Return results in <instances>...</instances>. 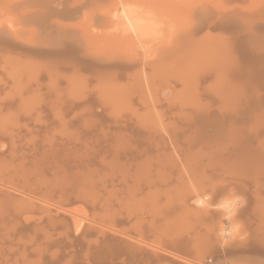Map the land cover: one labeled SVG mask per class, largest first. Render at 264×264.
Segmentation results:
<instances>
[{"label": "bare ground", "instance_id": "obj_1", "mask_svg": "<svg viewBox=\"0 0 264 264\" xmlns=\"http://www.w3.org/2000/svg\"><path fill=\"white\" fill-rule=\"evenodd\" d=\"M92 1H95V0H0V132L2 135L6 134L7 132H11L10 136L13 137V140L15 141L14 146H12L13 143L9 142V144H11L10 147H8V148L6 147L5 150L0 149V156H1L0 157L1 158L0 159V264H126L128 261L135 264V262L137 263L138 257H142L143 259H147V261H151L154 263L155 262H161L162 263L163 261H165L163 263H166L168 260H169V262H171V260L174 261V258H177V257L181 258L183 256H189L193 252L199 253V251L202 248L200 246L201 242H200V244L198 242V236L201 234L203 235V233H205L204 228H210V227L214 228L217 226L219 228V231H221L220 225L223 222L222 221V213L220 211H216V210L205 211V210L198 208L196 205H194L193 200L196 198V196L202 195L206 192L212 193V196H213L212 203L214 205L218 201H221L222 199H224L226 197L235 198L237 196V197H239V199L241 196L243 197V198L241 197L242 200L240 199L241 201L239 200L238 204L235 205L234 214L231 215V219H230L231 224L232 223L237 224L236 222H239V223H242L241 225H243V222H244L243 220H247V223L246 222L245 223L248 224V222H251V220L253 221L257 217H259V215L257 213L258 210L260 211V215L262 214L261 217L264 218V211H263L264 207L261 208V206H260L261 204H263V206H264V141L260 140L261 136H263V135L260 136L258 133L259 129H257V127L258 128L261 127V129H262L263 125L259 126L260 120L258 121L259 123L256 126L250 125L251 122L255 124L256 121H252L253 117H249L248 115H246L245 111H243V114H242V112L240 114V110H239V115L236 114L237 113L235 110L236 108L234 110L231 109L230 111L228 110V112H226L227 111L226 107L228 105H229L228 107H232V105H233L232 103L235 102L233 100V102L230 103L232 105H230L229 103H226V102H228L227 98H229V96H230L229 99L231 100L232 94H233V96H235V98H236V96L242 97V96H239L237 93L241 90V88L245 87V86L241 85V88L238 87L240 90H237V88H236L237 93H236V91H233L232 90L233 89L232 80H235V78L233 79V77L234 76L237 77L240 74L241 78L239 77L238 80L243 79V80L247 81V79L246 78L244 79V77L248 76V75H246V73L248 70H251L250 65L242 63L243 69L247 70L244 73V71L240 70V68H239L240 64L238 65L237 63H234V61L236 60L234 58V56H233V58L235 60H233V58H231V59L229 58L231 56L230 51H228V50H230L229 49V43H230V47H231L232 46L231 44H233V42L229 41L228 38H226L227 34H228L227 31H229V29L231 27L241 29L240 26H239L240 28H238V24H235V25H237L236 27L231 26V24H234L237 20L241 19L237 15L238 7H235V5L233 7V5L231 3L234 0H232V1L230 0V2H229V0L228 1L225 0V4H222L223 2L222 3L219 2L220 5H217L218 3H214V5H213V1H212V3H209V1L211 2V0L204 1V4L207 7H208V5H207L208 3H209L210 7H211V5H213L214 7L212 6V8H210V7L207 8L204 4H202L203 0L200 1L201 2L200 4L197 3L199 1L194 0L199 5V7H198V5L195 3V5H197L196 8H198L199 10H195V7H191V9L193 11L195 10L192 13L188 12L189 6H187L188 7L187 8L186 6L184 7V5H182V6L179 5V3L183 0H178V1H180L179 3L177 0H172L174 5H172V3L169 2L170 0H144V2L146 1L145 3L148 4V6L150 8H152V6H153V4H150V2L157 5L156 8L155 7L153 8L155 10L151 9L155 12L154 15L148 13L147 11H145V12L143 11L144 13L147 12V14H150L149 18L142 17L143 14H142V16H140L138 11L136 12L137 15L136 14L134 15L133 10L135 8L132 7L133 8L132 9L130 7V3H132V1L129 3V7L127 6L130 9L126 8L125 5H124L125 8L123 6L122 15L121 16L118 15L119 17L117 15L113 16V14L115 12L112 13V16L108 18V16L111 15V14H109L110 12L108 13L109 14L108 16L104 15V16L98 17V14H96L97 16H94V13L92 14L94 9L91 10L92 11L91 13L89 11V13L91 14V16H89V18H91L92 16L94 18L95 17H97V18L94 19L92 17L94 21H93V24L90 26H89V24L92 21L91 20L89 21L88 27H90V28L87 29V26H85L86 29L90 30V31L84 32V33L82 32V34H81L82 36L81 35L80 36L82 37L81 41L83 40L86 42V43L84 42V44L86 45L85 47H88V51H89V44L87 43L86 39H90L91 42H92V39L95 40V41H93L94 42L93 43L94 48H96L94 46V44L97 45L98 40L99 41H105V43H104L105 47H103V48H105L109 52L108 51L105 52L106 55H105V53L101 52V56L104 55V56H102V58L99 57L100 54H96V56L99 57V58H97V60L99 62H96V63H100V66H102L101 64H103L106 68L107 67L108 68L109 67H115V68L117 67V68L123 69L124 72H125L124 69H127L130 71V69L134 68L133 72L130 71L132 73L127 71L130 73V74L129 73L127 74L128 77L126 76L127 80H129L131 78L133 79V76L136 74L135 72L138 71L137 69L135 71V67L138 68V66H140V65H141L140 68L142 66H144L145 68L146 67L147 68L152 67L153 77H154V73L159 72V69H161L159 67L161 65L163 67V65L165 63L168 64V65L166 64L168 67H171V66L175 67L176 64L174 65L172 63H177V62L179 63L180 62L181 66L177 64L176 69H174V70L178 71L179 68H181V70H179V71H181V72L184 71L183 74H185V71H186L187 76H188V72H194L195 67L199 65V67H202L203 71H204V69H206L208 72H206V74H205L206 76L203 75V76L198 77V78L195 77V79L197 78L196 80H198V82L201 79L202 80V81H200L201 83H206L207 80L205 81V79L206 78L211 79L209 76L214 74L212 76L220 78L221 79L220 82L227 83V85H229L232 88L231 89L227 85L223 86L224 87L223 88L220 86V83L216 84L215 82H213L219 88L221 87V91H220V89H218L220 92L218 90H215V88H212V87H210V91H209V89H208V91L204 89L205 91L202 92L200 90V89H202V87L200 88V87H198L199 85H195L196 86L195 88L199 94L197 93L196 94L197 96H196L193 92V94H194L193 97L195 100H192L191 102L188 101L190 103V106L193 105V106H191L192 109L190 107V111H188V112H190V114H188V112H187L183 116L176 115L177 117L174 116L171 118L160 117L158 120H153V121L149 120L150 121L149 123L143 122V124L141 121V124L138 125L137 129H139L138 130V133H140L139 136H141L143 139H141L139 136L138 137L136 136L137 142L139 144L138 145L133 144V145H135L137 147H133V145L127 146L128 145L127 143L126 144L122 143V145L124 146L123 147L122 145H119L120 144L118 142L119 139H117L119 146H117V144L116 145L114 144L115 145L114 147L115 148L118 147V148L117 149H115L114 147L113 148H114V151H119V153L121 155L120 154H118V155L115 154V155L116 156H119V155L122 156V153H123L125 155V156H122V158L124 160L126 158V159H128V161H131L132 163L136 162V163H134L135 165H133V164L130 165L131 162H129V164H128L129 167L127 168V169H130V170H128L129 173L123 175L122 172H124V171H122L120 173V175H113L112 177L108 178V176L106 177V175H107L106 174L105 177H103V175L105 174L104 173L105 171L102 173L100 171V169H95V166L98 167L100 164H101L100 165L101 167L106 166L105 162L108 160H105V161H103L102 159L97 160L98 157H96V156L106 152L103 149H106L107 147L103 148L102 149L103 151L98 150L101 146L99 143L97 144L96 147H95L96 144L93 146V148L95 147L96 150H98L97 153L96 152L92 153V151L95 149H93V150L91 149L92 150L91 154H96V155H94V157L91 154L88 156L84 155L85 157H87V158L84 157V159L82 157H78L79 154H80V156H82L80 152L78 154L75 151H73L74 148H68L67 147V145H68L67 141L72 140V143H73V141L75 139V138L69 139L70 136L72 134H74V133L70 134V132H71L70 129H72V128L70 127V129H69L67 127L69 122H63L62 121L63 122L62 125H64V123H65V125L62 126L63 130L66 129L65 133L68 132V134H69L67 141L65 139H63L64 141H60V143H55L53 141L51 142V140H54V138L51 140H49V138H48L47 139L48 141H46L47 142L46 146L50 147V150L48 151V154H46L47 157H45V158H42L43 157L42 155H41L42 157L40 156V153L38 151V149H39L38 147H37L38 148L37 149L36 147H34V146L31 147L30 145L29 146H19V147L17 145H15L18 142H17L15 136H13L14 134H12L13 132H15L12 129L15 130V128L11 129L9 127L10 122H11V118L12 117H14V118L16 117L15 119L18 118L19 125H16L18 127V130L23 131L22 128L24 126H26L28 128V126H30L29 123H21L22 125L20 124V119H19L20 117L19 116L23 115L25 110L30 111V109H27V107L32 109L35 106V105H33L34 103L33 104L30 103L31 106H33V107H29L30 104H29V106H26L28 104L27 102L28 101L30 102L29 98H30L31 94L33 96H35V94H36V93H34V91L28 92L29 84L31 82H33V83L35 82L37 84L38 83L42 84V86L45 85L43 83L44 81L41 80V76L44 77V75H40L41 72L43 70H45L44 69L45 66H40L37 63H31L30 57L38 55L43 50H47L49 48L53 49V47H56L54 45H47L48 43L45 41V36L47 35L48 32H51V33L61 32V33H63L67 39H65L60 44V47L71 46V45H69L67 40H69L71 43L73 42L72 37L76 34L78 35V33H76L74 31V29H76L77 27L76 26L73 27V24H72V28L70 25L66 26L68 24V22L66 24V23H63V21L61 24L60 23L61 21H58L59 14L60 13L66 14V15L68 14L70 16L75 17L81 13L84 6H86V5L88 6V3H91ZM123 1H125V3H127L126 2L127 0H123ZM133 1H135V3H136V1H138V0H133ZM141 1H143V0H141ZM147 1H148V3H147ZM176 1L178 4L176 3ZM185 1L187 2V0H185ZM190 1L192 2V0H190ZM183 2H181V4ZM257 2H260V1L258 0ZM117 3L118 2H116V3L114 2L115 5ZM175 3L178 6L175 7V5H176ZM193 3L194 2H192L191 4H193ZM246 3L247 2H245V4ZM92 4L93 3H91L89 5H92ZM229 4L232 5V8H231V6L229 7ZM253 4H255V3H253ZM262 4L263 3L260 4L259 8L260 7L264 8V4H263V6H261ZM93 5H96V3H94ZM98 5L95 7L98 8ZM119 5H121V4L120 3L117 4V7ZM138 5H137V7H138ZM141 5L143 6L144 4H141ZM141 5H140V7H141ZM203 5L206 8L202 7ZM236 5H238V4H236ZM248 5L252 6V4L251 5L248 4ZM144 6H146V5H144ZM179 6H180V8H179ZM217 6L219 9L217 8ZM224 6L229 7L231 10L223 9ZM177 7L179 9H177ZM247 7H245V6L243 7L245 12L249 8V7L248 8ZM233 8H235L236 10H233ZM240 9H241V7H240ZM250 9L251 8H249V10ZM97 10H100V8H98ZM180 10H183V11L179 12ZM249 10L247 12H249ZM262 10H264V9H262V8L259 9L260 14H261ZM111 11H115V9H112ZM153 11L151 13H153ZM157 11H158V13H157ZM186 11L188 13H186ZM240 12H241V10H240ZM251 12L253 13V15L255 14V11H251ZM120 13H121V11H120ZM246 13L244 14L241 12L242 15L244 14L243 18H245ZM259 13L256 12V15L259 18H261V17L263 18L264 15L262 16V14H261V16H260ZM103 14H104V12H103ZM155 14H157V16H159V17H163V18L167 19L169 21V23L172 21L178 20L179 23H178V21L174 23V25H176V29H177V31H175L176 34L174 33L175 36L172 35L173 31L170 32V28H169L170 33H168V32H166V33H168L169 37H171V38H166L167 40H165L164 39L165 37H164L163 38L164 43L162 42L161 44L159 43L160 41H154L153 40L154 37L152 38V40H153L152 44L154 42H156V43H158V45L160 44V46L158 47L157 45H155V46L153 45V47L155 48L156 51L151 50V49H150V51L158 52L157 58L160 57L159 59H157L156 56L154 57V55L156 53L151 54L150 52H146L144 55L143 51H142V54L138 53L139 56L141 55L140 57L142 59L139 56H138V59H135V58H137V52H140L142 50V49H140V51H137V50H135V48L137 47V45H140L142 38H144V36L147 35L146 34L147 31L149 33V31L151 30L150 28L152 27L151 26L152 24L149 25V22L147 20L150 19V21H151L152 19H155V18H152V17L156 16ZM234 14H235L236 19H237V17H239L236 21L231 19V17ZM144 15H146V14H144ZM248 15L251 16V13H248L247 16ZM258 17H257V19H259ZM62 18L64 19V17H62ZM255 18H256V16H255ZM255 18H253V20ZM157 19H159V18H157ZM257 19H256V22H257ZM69 20H70V18H69ZM244 20L245 19H243V22H245ZM250 20H251V18H250ZM64 21H68V19L64 20ZM145 21H147V22L145 23ZM157 21H159V20H157ZM233 21H235V22L233 23ZM94 22H95V24H94ZM237 22L239 23V21H237ZM85 23L87 24V22H85ZM251 23H252V21H251ZM263 23L264 22H262L261 24H263ZM63 24H65V25H63ZM167 24H168V22H167ZM180 24L182 25V28H181ZM244 24L247 25V21ZM94 25L95 26L100 25V30L101 29L102 30L97 31V27L95 28ZM91 26L93 27L94 30L96 29L95 30L96 33L94 32V30L92 31ZM122 26H126L128 28V31L131 30L132 33L128 34V35H122V34L121 35H115L114 30L120 31V27H122ZM155 26L156 25H154V29L157 28V27L155 28ZM178 27L181 28L179 30V32H178ZM244 27H246V26H244ZM244 27H243V30H245ZM254 27L256 29H258L257 28L258 26H254ZM261 27L263 28V26H261ZM250 28H252V27H250ZM250 28L248 30H252ZM111 29L112 30L114 29V30L111 31ZM124 29H125V27H124ZM256 29H254V30H256ZM263 29H260V30L262 31ZM125 30H127V29H125ZM157 30L158 29H156V34H157V36H159L158 35L159 32L157 33ZM172 30H173V28H172ZM77 31H78V29H77ZM108 31H111L112 33H109ZM122 31H124V30H122ZM152 31L155 32V30H153V29H152ZM153 32H151V33H153ZM216 32H222V33L225 32L224 36H223V34L222 35L220 34V36H217V39L221 40L220 42H224V44H217L219 41H216V40L211 41V39L213 40V38H214L213 35H215ZM248 32L252 35V33L254 31L252 30L251 32L250 31H248ZM263 32H264V30H263ZM212 33H214V34H212ZM239 33L241 34V32H239ZM239 33L234 32L233 34L237 35ZM254 33L256 34V32H254ZM153 35L155 36V34H153ZM160 35H161V33H160ZM216 35H218V34H216ZM216 35H215V37H216ZM149 36H151L150 33H149L148 37ZM166 36L168 37V35H166ZM212 36H213V38H212ZM222 36L223 37L226 36L225 39ZM253 36H256V35H253ZM160 37H162V35ZM210 37H211V39H210ZM257 37H258V35H257ZM260 37H261V34H259V38ZM206 39H210V42L206 41ZM238 39H239V36H238ZM227 40L229 42H227ZM260 40L262 41V37ZM83 41H82V43H83ZM225 41L228 45L225 44ZM95 42H97V43H95ZM107 42H109V43H107ZM110 43L111 44L113 43L115 46L111 45ZM115 43H117V44H115ZM146 43H144V44H146ZM156 43H154V44H156ZM72 44H74V43H72ZM142 44H143V41H142ZM116 45H118V47ZM149 45L150 44H148V46H147V44H146L145 47L147 46V48H148ZM207 45L210 49L208 52L206 51V53L208 55L203 51L204 55H206V57L208 56L207 58L205 56L199 57L201 50L194 52L195 48L203 47V46H207ZM233 45H235V44H233ZM106 46H107V48H106ZM141 46L143 48L144 45H141ZM141 46H139V47H141ZM109 47H113L114 49L113 48L110 49ZM115 47L117 49L119 48V51ZM122 47L124 49H122ZM156 47H157V49H156ZM222 47H225V50H226L225 56H223ZM94 48L90 47V50L93 49V51H95L98 49L97 48L94 50ZM206 49H207V47H206ZM245 49H246V47H245ZM255 49L257 50V48H255ZM258 50H261V49L258 48ZM134 51H137V52H134ZM185 51H187V52L189 51V52L187 53ZM110 52L112 53V55ZM120 52H122L124 54L120 55L121 54ZM192 52H194V53L192 54ZM257 52H260L261 56H263V54H264V50L262 52L261 51H257ZM132 53H134L136 55V57L134 54H133L134 55L133 56ZM147 53H148V56H147ZM195 53H196V55H195ZM113 54H117V55H113ZM249 54H251V53H249ZM180 55H182V56H180ZM96 56L94 57V55H93V58H96ZM151 56L154 58L151 59L152 58ZM171 56H173L177 60L172 61L170 58ZM209 56H211V57H209ZM236 56H237V53H236ZM148 57H151L150 59L153 61L150 62ZM189 57H191L192 59ZM204 57L206 58V60ZM213 57H214V59H213ZM155 58H156V60H155ZM178 58H179V61H178ZM209 58H212L213 60H215L216 63H214V62H213L214 64L211 63V61H209ZM238 58H240V57H238ZM238 58H237V60H238ZM249 58H250V56H249ZM248 59L247 60L242 59V60L245 61L244 63H248L247 61H250ZM227 60H228V64H227ZM237 60H236V62H237ZM169 61H171V62H169ZM181 61L184 62V65H182ZM204 61H206L207 63ZM231 61H233V62H231ZM229 62H231V63H229ZM240 62H243V61H240ZM251 62H254V60ZM261 62H262V60L260 61V63ZM92 63H94V61H92ZM196 63H197V65H195ZM202 63L204 64V66H202L203 65ZM206 64L209 67H207ZM152 65H154V66H152ZM158 65H160V66H158ZM214 65H215V68H213ZM167 66L164 65V69H165V67H166V69H168ZM182 66L185 67L184 68L185 70L183 69ZM247 66H250V67L248 68ZM255 66H257V65H255ZM255 66L252 67V71L255 70V68L257 69V67H255ZM174 67H172V69ZM246 67L248 69H246ZM262 67H263V65H262ZM48 68H49V66H48ZM94 68H96V67H94ZM115 68H113L114 71L118 72V69H115ZM142 68H141V70H142ZM52 69H54V73L58 75V76L56 75L57 77H59V75L64 76L63 73L60 74L61 72L57 73V70H58L57 67L56 68L54 67ZM182 69H183V71H182ZM186 69L190 70V71H187ZM192 69H193V71H192ZM208 69H211L212 71L213 70L214 71L210 74V71ZM99 70L100 69H98L99 73L103 72V71H101V70L99 71ZM161 70H163V69H161ZM262 70H264V69H262ZM123 71H122V74H124ZM65 72H66V75H65L66 78L71 77V75L68 76L67 70ZM107 72L109 74H112V73H110L111 71L109 72V70ZM173 72L175 73V71H173ZM254 72H255V74L258 73L256 76L260 75L264 79L263 72H260L259 70L257 72L256 71H254ZM43 73L45 75H48V79H53V77L55 76L53 71H50V68L47 71L46 70L43 71L42 74ZM104 73H105V70H104ZM118 74H115V75L118 76ZM131 74H133V75H131ZM144 74H146V71H145V73H143L142 76H144ZM166 74H168V73H166ZM190 75H191V73H189V76ZM193 75L196 76V74H193ZM56 76L54 78H56ZM100 76L104 78L105 74L102 76V74L100 73L99 78H97L99 80L100 79L102 80V78ZM113 76H114V74H113ZM135 76H137V75H135ZM65 77L64 78L60 77V80H62L63 82H65L66 80L68 81V79H66L64 81ZM146 77H145V80H146ZM171 77H173V75ZM204 77H206V78H204ZM215 77H213V78H215ZM108 78H109V76L107 74L106 79H108ZM56 79L59 80V78H56ZM132 79H131V82L133 81ZM251 79H252V77H251ZM40 80L42 81V83H40ZM110 80H109V82H110ZM142 80L140 81V83H142ZM156 80L157 79L153 80L154 84H155ZM172 80H174V83L178 81V80L175 81V79H172ZM243 80H242V82H243ZM100 81H97V83L98 84L102 83ZM112 81H113L114 86L110 83L109 84H110V86L112 85V87H115L114 79H112ZM118 81H119V79H118ZM203 81H205V82H203ZM253 81H255V80H253ZM262 81H264V80H262ZM54 82L52 81L50 83H53V85H55ZM75 82L77 83V81H75ZM123 82L124 81L122 79V81L118 82V83H122L121 85H124V86H125V84L127 85V83H128L127 82V83L123 84ZM195 82L197 83V81H195ZM208 82H210V81H208ZM216 82H218V81H216ZM259 82H260V80L259 81L257 80V83L255 81V83L257 85L260 84ZM48 83H49V81H48ZM68 83H69V81L67 82V85H65V86L71 87V86H69L70 83H69V85H68ZM134 83H136V82H134ZM137 83H139V82H137ZM146 83L148 84V82H146ZM157 83L159 85H161V83H162L163 84L162 88L163 89L165 88L163 82H161V83L157 82ZM169 83H170V81H169ZM178 83H180V82L178 81ZM178 83H177V86H178ZM245 83H244V85H246ZM73 84H75V83L73 82ZM106 84L108 85L107 82H106ZM182 84L180 83V86ZM249 84H250V81H249ZM100 85L103 86L102 84H100ZM37 86H38L37 90L38 89L41 90V88H43L41 86L39 87V85H37ZM56 86H57V89L62 87V85L61 86L59 84L57 85V83H56ZM56 86H54V87H56ZM65 86L62 87V89L67 88ZM79 86H81V85H79ZM145 86L147 87V85H145ZM190 86H192V85H190ZM253 86H254V84H253ZM45 87H47V86H45ZM129 87H131V86H129ZM192 87H194V86H192ZM256 88H259V87H256ZM260 88H261V86H260ZM43 89H42V91H43ZM163 89H162V91H164ZM167 89H169V88H167ZM243 89H246V87ZM252 89H254V88H252ZM40 90H38V91H40ZM69 90L70 89L68 88V89H63L62 91H66L67 93H69ZM113 90H111V93L113 92ZM150 90H151V88H150ZM184 90H186V89H184ZM230 90H231V93L228 92ZM247 90H249V85H248L246 91ZM118 91H120V90H118ZM165 91H167L166 88H165ZM232 91H233V93H232ZM150 92H147V93L151 94ZM189 92H188V94L190 96ZM221 92L222 93L224 92V94L226 92H228L230 95L228 96L227 95L228 93L223 95ZM255 92H254V95H255ZM28 93H30V94H28ZM44 93H46V91ZM175 93H176V91L174 92V95H173L174 98H175ZM211 93H213V94H211ZM243 93H246V92H241L239 94L243 95ZM51 94H53V93H51ZM71 94H73V93H71ZM209 94H211L210 96H213L214 100H216L214 98L215 96H216L217 100L219 98L220 101H222L224 98V100L226 101L225 104H227V105L225 106L224 101H223L221 103L223 105V107L221 106V104H219V107L221 106L220 108H223V109H221V111H220L219 110L220 108L219 109L217 108L218 109V112H217V110L215 108L216 105H214V103L219 102V101L215 102L214 100H212V98L209 96ZM217 94L219 95V97H217L218 96ZM234 94H237V95H234ZM259 94H260V90H259ZM259 94H258V96H259ZM54 95L55 96H53V95L51 96L52 99H56V96H58L57 93ZM166 95H168V94H166ZM205 95H207V96H205ZM220 95H222L223 97L220 98ZM249 95H251V92ZM249 95H247V96H249ZM49 96H50V94L48 93V97H45V98L51 99ZM59 96H60V94H59ZM66 96L70 97V95H65V96H61V98L64 97L62 99H64L65 101L68 99H70L68 101H72V99H71L72 95L70 98H68ZM138 96H139V98L137 97L138 98L137 100H140L141 102H142L141 99L144 98L143 96L146 97V95H144V94H143V96H142V94H139ZM204 96L206 98L207 97L208 98L206 99ZM224 96L227 98H225ZM255 96L258 97L257 95H255ZM149 97H150V95H149ZM152 97L153 96H151V98ZM166 97L167 96H165V98ZM177 97H179V96H177ZM203 97H204V103H203ZM33 98L35 99V97L31 96L30 99H33ZM61 98H58L59 102H61L60 101ZM101 98L102 97L100 96V100L102 103V104L100 103V105H103V103H104L102 108H104V106L110 105L109 104L110 101L107 104V101H105L104 99L102 100ZM103 98H104V96H103ZM125 98H126V96H125ZM174 98H172L173 99L172 102L174 101ZM27 99H28V101H27ZM46 99L44 100V102L46 101ZM156 99H157L158 105L160 103H163L162 105L165 104L164 102H162L160 100V97L159 98L157 97ZM156 99H155V101H156ZM189 99L191 100L192 98H188V100ZM73 100L75 101V99H73ZM131 100L135 101V99H133V98ZM148 100H146V101H148ZM199 100L201 101V103L203 105H205V102H206L205 100H207L206 105H208V106L205 107L206 106L205 105L202 107V104L200 103ZM230 100H229V102H230ZM143 101H144V99H143ZM194 101H195V103H194ZM210 101L214 102L213 105L209 103ZM237 101L238 100L236 99L235 106L237 107V104H238V107H239L241 104L239 102L237 103ZM33 102H35V101H33ZM38 102H39V100H38ZM188 102H187V105L185 106L186 108H187V106L189 107ZM40 103H42V101H40ZM40 103H39V105H40ZM49 103H50V101L48 102V104ZM72 103L74 104L76 102H72ZM176 103L172 104L173 107H175L174 104H176ZM59 104H62V102ZM59 104H58V100H57V103H54L53 106H58ZM63 104H65V105L63 106ZM63 104H62V109H64L65 106H67V108L70 107V106H68L69 104L66 105L67 102L63 103ZM77 104H79V103H77ZM252 104H253V102H252ZM261 104H262V101H261ZM39 105L36 104L37 107H35V109L38 108V110H39V109L43 108L42 106H39ZM177 105H178V103H177ZM217 105H218V103H217ZM256 105H257V103H256ZM49 106H50V104H49ZM213 106H214L216 112H214L215 111L214 109H211ZM60 107H61V105H59L57 108L56 107H54V108L58 109V111H59ZM153 107H154V105H153ZM161 107L164 108L165 106H161ZM183 107H184V105H183ZM70 108L67 109V111L65 108L64 109L65 113L67 112V114H68V112H70L69 111ZM243 108H241V109H243ZM169 109H166V111L168 112ZM193 110H195V112ZM211 110H214V111H211ZM71 111H72V109H71ZM138 111L140 112L141 110H138ZM38 112H35V114H37V116H35V121H36V117H39ZM53 112H55V110ZM77 112H79V111H77ZM103 112H104V110H103ZM70 113H72V112H70ZM75 113H73V114H75ZM81 113H79V114H81ZM112 113H113V111L110 112L109 115L110 116L114 115V113L113 114ZM154 113H155V111H154ZM164 113H165V111H164ZM256 113H255V115H256ZM42 114H43V112H42ZM88 114H86V116ZM125 114H126V112H125ZM247 114H249V113H247ZM258 114H260V113H258ZM30 115L32 118L33 113H31ZM48 115H46V116H48ZM100 115H102V114H100ZM122 115H121L120 119L123 118ZM95 116H96L95 118H97V119L101 118V117H98L97 114ZM118 117L119 116L117 115V118ZM134 117H136V116H134ZM54 118H57V117H54ZM112 118H111V121L112 120L115 121V118L114 119H112ZM132 118L130 121L132 122V120H133V122H135L134 121L135 119H132ZM256 118L254 116V119H256ZM38 119H40V117ZM42 119H44V118H42ZM42 119H40V120H42ZM57 119H59V118H57ZM97 119H96V121L99 120V119L98 120ZM101 119H100L98 125H100L99 129L102 131V127H101V123H100V122H102ZM40 120L38 122H39V124L42 125V123H44V121L43 120L40 121ZM48 120H51V119H48ZM56 120H55V122H58V120L57 121ZM60 120L61 119H59V121ZM24 121L22 120L21 122H24ZM46 121H45V124H46ZM128 121H129V119H128ZM262 121H264V120H262ZM32 123L34 124L33 120H32ZM32 123H31V125H32ZM95 123H97V122H95ZM95 123H93V127L95 126ZM122 123H123L122 125H124V122H122ZM14 124H16V123H14ZM26 124H28V126ZM58 124H60V123H57V126H59ZM88 124H89V121H88ZM88 124L86 125L87 128H89V129L92 128V127H90L91 126L90 124L88 127ZM108 125L109 124H107L106 126L103 125V127H104L103 129L105 131L104 134H106V133L108 134V132L110 133L111 129L110 130L108 129ZM38 126H37V128H38ZM65 126H66V128H64ZM125 126H127V125H124V127ZM19 127H20V129H19ZM62 127H61V129H62ZM106 127H107V129L105 130ZM111 127L114 128V126H111ZM111 127H109V128H111ZM67 128L70 132L67 130ZM97 128L98 127H96L95 130H98ZM119 128H120V126H119ZM32 129L33 128L29 127V130H32ZM43 129H45V128H43ZM34 130H32L31 132H33ZM38 130H40V129H38ZM59 130H60V127H59ZM75 130H76V128H75ZM85 130H86V128H85ZM100 130H98V132H100ZM2 131H4V133ZM48 131H49V129H48ZM261 131H263V130H261ZM24 132H22L23 134H21V135H19V133L17 134L20 137V139L23 138V135L25 136ZM78 133H79V130L77 133H75V135H72V138L75 137L76 134H78ZM86 134H88V133H86ZM252 134H254V135H252ZM94 135H95V133L93 134L92 137H94ZM99 135H101V134H98V136ZM110 135H111V133H110ZM28 136H30V135H28ZM78 136L81 137L79 134H78ZM78 136L76 138H78ZM98 136H96V138L102 139L105 135L102 134L101 135L102 137H98ZM109 136L106 135L105 137L108 138ZM3 137H6V136H3ZM81 138H84V137H81ZM252 138L255 139V141H253V142H256V145H254V143H251L249 145L253 144V146H249L247 144V142H249V140ZM258 138H259V140H258ZM6 139H8V136ZM33 139H34V137L32 138V140ZM140 139L142 141H140ZM109 141L111 142V140H109ZM21 142H22V140H21ZM87 142H89V141H87ZM72 143H71V145L73 146ZM80 143L84 144L85 142H77L76 144H78V146H79L78 149L80 147H83L82 144H81L82 146L79 145ZM106 143H107V141H106ZM1 144L2 145H0V147H2L3 145L9 146V144H7V143L4 144L2 142V140H1ZM28 144H29V142H28ZM24 145H26L25 142H24ZM85 145H84V147L89 146L88 144L86 146ZM106 145H108V144H106ZM44 146H45V144H44ZM75 146L76 145L74 144V147ZM109 146H110V144H109ZM121 146L123 147V149L121 148ZM3 147H5V146H3ZM97 147H99V148H97ZM82 151H85V150H82ZM72 152L76 153L77 155L73 154ZM86 152H84V153H86ZM107 153H109V152H107ZM73 155H75V156H73ZM102 156H103V154H102ZM102 156H101V158H102ZM110 156H112V155H110ZM104 157L107 158V156H104ZM233 157H234V159L232 161H229ZM45 160H47V161H45ZM108 162H106V163H108ZM125 162H126V160H125ZM125 162L124 163L121 162V164H125ZM110 164H111V166H113L111 169L112 171H113L114 167H116L118 169V170L116 169L117 173L120 172L119 170L122 167V166L120 168L118 167L120 162L117 166L115 163H114L115 166L112 163H110ZM92 167H93V169H91ZM97 170H99L100 172H98ZM102 170H104V169L102 168ZM106 170H108V169H106ZM128 171H126V172H128ZM114 172H116L115 169H114ZM114 174H116V173H114ZM238 194H240L241 196H238ZM259 206L262 210H260ZM229 211H232V210L230 209ZM256 213L258 216L256 215ZM252 218H254V219H252ZM260 218L256 219L255 220L256 222L255 221H253V222L255 224L257 222H258V224L262 223V222L264 223V221H262L264 219L261 218L262 219L261 220ZM249 225H250V223H249ZM249 225H247V226H249ZM259 228H261L260 225H259ZM215 229H217V228H215ZM215 229H213V230H215ZM243 229H245V228H243ZM251 229H253V228H251ZM207 230H209V229H207ZM240 231H241V229H240ZM219 233H215L212 235V237H209V238L205 237L206 235L203 236V237H205L206 241L208 240L206 242L205 246H203L204 247L203 250L205 249V251L207 253L205 259L208 263H206V264H211L210 261L212 259H214V257L216 256L215 253L218 250L217 247H218L219 243L223 244L222 243L223 241L221 240L222 235ZM238 234H239V232H238ZM137 237H140L138 241L141 240V242H142L141 238H143V240L146 241L148 244L154 243V245H156V248L155 247L149 248L148 246L151 247V245H147V246L146 245H137L138 244L137 243L138 242ZM237 237L239 238V235L236 236V239H237ZM220 240H221V242H220ZM141 242L139 244H141ZM146 242H144V243H146ZM258 242H259V239H258ZM224 244H225V242H224ZM245 244H247V243H245ZM154 245L152 244V246H154ZM143 246H145V247H143ZM225 247L226 246H224V249H226ZM227 253H230V252L228 251ZM173 261H172V263H173ZM183 262H186V261H183ZM259 262L264 264V260H261ZM142 263L146 264L144 262H142ZM127 264H129V263H127ZM175 264H177V262H175ZM186 264H188V263H186Z\"/></svg>", "mask_w": 264, "mask_h": 264}, {"label": "rangeland", "instance_id": "obj_2", "mask_svg": "<svg viewBox=\"0 0 264 264\" xmlns=\"http://www.w3.org/2000/svg\"><path fill=\"white\" fill-rule=\"evenodd\" d=\"M132 1V3H130ZM178 1V0H177ZM177 1H176V3H177ZM184 1V2H183ZM183 1H181V2H183L182 4H181V2L180 1H178V3H179V5L180 6H182V5H184V7L186 6H189V9H188V12L189 13H192V12H194L195 10H199L198 8H196L197 7V3H201L200 1L201 0H197V1H199V2H197L196 3V1H194V0H192V2H194L193 4H191L192 2L189 0H187V2L185 1V0H183ZM204 1H207V0H203V3L202 4H204ZM212 1H213V5H214V3H218L217 5H220L219 4V2H223L222 4H225V0H211V2L209 1V3H212ZM215 1V2H214ZM226 1H228V0H226ZM232 1V0H231ZM241 1V2H240ZM255 1V2H254ZM258 0H234V1H232L231 3H232V5H233V7H234V5H235V7H238V12H237V15L241 18V19H239V20H237L239 17H237V19L235 18V14L231 17V19H233V20H237V21H239V23L237 22H235V21H233V23L234 24H231V26H234V27H236L237 25H235V24H238V28H240L241 27V29H237V28H233V27H231L230 29H229V31H227L228 32V34H227V37L226 38H228V40L229 41H232L233 42V44H235V45H233V44H231L232 46L230 47V43H229V49L230 50H228V51H230V54H231V56L229 57L230 59L231 58H233V56H234V58L237 60V58L238 57H240V58H238V60H237V62H236V60L233 58V60H235L234 61V63H237L238 65H239V68H240V70H243L244 71V73L247 71V70H244L243 69V65H242V63L243 64H247V65H250L251 66V70H248L247 71V73H246V75H248V76H246V77H244V79L246 78L247 79V81L246 80H243V82L246 84V85H244V83L242 82V80L240 79V80H238L239 79V77L241 76L239 73V76H237V77H233V79L235 78V80H232V87H233V89L229 86V85H227V83H222V82H220V78H218V77H215V76H212V75H214V74H212L211 76H209L211 79H207L206 77H204V78H206L205 79V81L207 80V82L206 83H201L200 81H202L201 79L199 80V82H198V80H196L198 77H201V76H206L205 74H206V72H208L206 69H204V71L202 70V67H199V65L198 66H196L195 67V69H194V72H188V76H187V73H186V71H185V74H183L184 73V71H183V69L185 68V67H183V69H182V71L183 72H181V71H179V70H181V68H179V70L178 71H176V70H174V69H176V66H177V64L178 65H180V62L178 63H172V64H176V66L174 67V66H171V67H168L167 65V63H165L164 65L165 66H167L168 67V69H166V67H165V69H164V65H163V67H162V65L160 66V65H158V66H160L159 68H161V69H163V70H161V69H159V72H156V73H154V77H153V71H152V67H149V68H145L144 66H142L141 68H142V70L144 71H146V74H144V76L146 77V80H145V77L144 76H142L143 75V73H145V71L143 72L142 70H141V68H140V66H138V68H136L135 67V71H136V69L138 70L137 72H135L134 74L135 75H137V76H133V81L131 82V79H129V80H127V78H126V76H127V74L130 72V71H132L133 72V70H134V68H132V69H130V71L129 70H127V69H124L125 70V72L123 71V69H120V68H115V67H105L103 64H101L102 66H100V63H96V62H99L98 60H97V58H102V56H104V55H102L101 56V52H103V53H105V52H107L108 50H106L105 48H103V47H105V45H104V43H105V41H99L98 40V43L97 42H95V43H97V45H95L94 44V46L96 47V48H94L93 47V41H95L94 39H92V42L90 41V39H86V41H87V43L89 44V51H88V47H85L86 45L84 44V42L85 41H83V43H82V41H81V34H82V32L84 33V32H88V31H90V30H87L88 28H90V27H88V24H89V21L91 20L92 22H90V24H89V26L90 25H92L93 24V18L91 19V18H89V16H91V10L92 9H94V11L92 12V14L94 13V16H97L96 14H98V17L99 16H104V15H106V16H108L109 14H111L110 16H108V18L109 17H111L112 16V13H116L119 9V13L117 14H113V16H115V15H122V9H123V6L125 5L126 6V8H128L129 7V3H130V7L132 8V7H134L135 9L133 10L134 12V15L136 14L137 15V11L139 12V15L140 16H142V14H143V16L142 17H144V18H149V15L150 14H152V15H154V11L153 10H155V9H153L154 7L156 8V6L157 5H155L154 3H152V2H150V4H153V6H152V8H150L149 6H148V4H146L145 2H144V0L143 1H141V0H138V1H136V3H135V1H133V0H127L126 2L127 3H125V1H119V0H95V1H92L91 3H96V5H89V4H91V3H88V6L86 5V6H84V8L82 9V11H81V13L79 14V15H77V16H75V17H73V16H70V15H66V14H62V13H60L59 14V17H58V21H61L60 23L62 24V21H63V23H66L67 24V22H68V24L66 25V26H68V25H70L71 26V28H72V24H73V27L74 26H76L77 28L76 29H74V31L76 32V33H78V35L76 34V35H74L73 37H72V43H74V44H72L69 40H67V42L69 43V45H71V46H67V47H60V44L65 40V39H67L65 36H64V34L63 33H61V32H59V33H51V32H48L47 33V35L45 36V41L48 43L47 45H54V46H56V47H53V49H47V50H43V51H41L38 55H36V56H31L30 57V62L31 63H37V64H39L40 66H45V70L47 71L49 68H50V71H53V73H54V69H52V68H56L57 67V73L59 72H61L60 74H64V76H62V75H59V77H57L58 75L57 74H55L54 73V75L56 76V78H59V80H57L56 78H54L53 77V79H48V75H45L44 73L42 74V72L43 71H45V70H43L42 72H41V74L40 75H44V77H42L41 76V80H43L44 82V84L45 85H43L42 86V84H37V83H33V82H31L30 84H29V87H28V92L30 91V92H33L34 91V93H36L35 94V96H33L32 94H31V96L32 97H35V99L33 98V99H30L31 98V96H30V98H29V100H30V102L28 101V99H27V105L26 106H29V104L31 103V104H33V105H35L34 107L33 106H31V104H30V106L29 107H33L32 109L31 108H28L27 107V109H30V111H28V110H25V112L27 113H23V115H20L19 117V119H20V124L21 123H29V125L30 126H28V124H26L27 126H28V128L26 127V126H22L23 128V131H21V130H18V127L16 126V125H19V120H18V118L17 119H15L14 117H12L11 118V122H10V125H9V127L12 129V128H15V130L14 129H12L13 131H15V132H13L12 134H14L13 136H15V138H16V140H17V144H15V145H17L18 147L19 146H34V147H38L37 149H38V151H39V153H40V156L42 157V158H45V157H47V155L46 154H48V151L50 150V147H48V146H46L47 144V142L46 141H48L47 139L49 138V140H51V139H53L54 138V140H51V142L53 141V142H55V143H60V141H64L63 139H65L66 141H67V138L69 137L68 135V132H66L65 133V130H63V127L62 126H64L65 125V123H64V125H62L63 124V122H69L68 123V128L70 129V127L72 128V129H70V131L68 130V128H67V130L70 132V134L71 133H74V134H72V135H75V133H77L78 132V130H79V135L81 136V137H84V138H81V137H79L78 136V134H76V136L75 137H73L72 138V135L70 136V138L69 139H74V141H73V143H72V140L71 141H67V143H68V145H67V147L68 148H74L73 149V151H75L76 153H78L79 154V152L81 153V155L82 156H80V154H79V156L78 157H82L83 159H84V157L85 156H88V155H90L91 154V151L93 150V149H95L96 150V146H97V144L99 143L100 145V148L99 147H97V148H99L98 150H102L103 148H106V149H103L104 151H106V152H104V153H102L103 154V156H102V154H99V155H97L96 157H98V159L97 160H103V161H105V160H108L110 163H112V164H116V166L119 164V162H120V166L118 165V167L120 168L121 166L123 167H121V169L119 170L120 172H118L117 173V168L116 167H114V169H115V171L116 172H114V169H113V171L111 170L112 169V167L113 166H111V164L108 162V161H106V162H108V163H106L105 162V165L106 166H103V167H101L100 165V161L98 162L100 165V167L98 166H95V169H100V171L103 173L104 171V175H103V177H105V175H106V177L108 176V178H110V177H112L113 175H120V173L122 172V171H124V172H122V174L123 175H125V174H127V173H129V171L128 170H130V169H127L128 167H129V162H131V161H128V159H126L125 158V160H126V162H125V160L122 158V156H125L123 153H122V156H120L121 154L119 153V151H114V146L117 144V146H119V145H122V143H127L128 145L127 146H132L133 144H136V145H138L139 143L137 142V137L139 136V134L140 133H138V130L139 129H137L138 128V125H140L141 124V121H142V124H143V122L145 123V122H147V123H149L150 121H153V120H158L160 117H163V118H171V117H177L176 115H180V116H183L185 113H187L188 111H190V107L191 106H193V105H191L190 106V103L188 102V101H192V100H195L194 99V97H193V95L195 94H197L198 92H197V90H196V86L195 85H199L198 87H202V89H200L202 92H204L205 90H207L208 91V89H209V91H210V87H212V88H215V90H218V89H220V91H221V87H223V86H225V85H227V86H229L233 91H236V88H237V90H240L239 88H241V85L242 86H245L246 87V89H247V87H248V85H249V90H247L246 91V89H243V88H245V87H243V88H241V90L237 93V91H236V93L239 95V96H242V97H237L236 96V98H235V96H233V94H232V99L230 100L229 98H230V94L229 93H231V90L230 91H228V92H226L225 94H227L228 96H229V98H227V97H225V98H227L226 100L228 101V102H226L225 100H224V98H223V100L222 101H220L219 100V98H218V100H217V98H216V96L214 97L216 100H214L213 99V96H210L211 94H213V93H211V94H209V96L212 98V100H214L215 102L216 101H219V102H216V103H214L213 101H210L209 103L210 104H212L213 105V103H214V105H216V110H217V112H218V109L222 106L223 107V105L221 104L223 101H224V105L226 106L227 104H225V102L226 103H231V102H233V100L236 102V99L238 100L237 101V103L239 102L241 105L238 107V104H237V107L235 106V102H233L232 104L235 106H233L232 104H230V105H232V107H226L227 108V111L226 112H228V110L230 111L231 109L232 110H234L235 108V110H236V114H238L239 115V110H240V114H241V112H242V114H243V111H245V114L246 115H248L249 117H253L252 119V121H256L255 122V124L254 123H252L251 122V124L250 125H257L259 122H260V124H259V126L260 125H263L262 127V129H261V127H257V129H259L258 130V133H259V135L261 136V135H263V136H261V138H260V140H263L264 141V121H262V120H264V81H262V80H264L260 75L259 76H256L257 74H255V72L254 71H260V72H263V74H264V70H262V69H264V54H263V56H261V54H260V52H257V51H263L264 50V32H263V28H264V23L263 24H261L262 22H264V17L262 18H259L257 15H256V12H258L259 13V9H264L263 7H260L259 8V6H260V4L261 3H263L264 4V0H259L260 2H257ZM101 2V3H100ZM114 2L116 3V2H118L117 4H121V5H119L118 7H117V4L115 5L114 4ZM170 3H172V5H174L173 4V2H172V0H170L169 1ZM229 2H230V0H229ZM245 2H247L246 4H245ZM257 2V3H256ZM100 3V4H99ZM124 3V4H123ZM147 3H148V1H147ZM175 3V4H176ZM177 3V4H178ZM195 3L197 4V5H195ZM209 3L207 4L208 5V7L207 8H209L210 6H209ZM230 3V4H231ZM253 3H255V4H253ZM99 4V5H98ZM135 4V5H134ZM139 4V5H138ZM141 4H144V5H146V6H142ZM175 5V7L176 6H178V5ZM201 4V5H202ZM229 4V7L231 6V8H232V5H230ZM236 4H238V5H236ZM248 4H252V6H249ZM263 4L261 5V6H263ZM98 5V8H100V10H97L98 8H96L95 6H97ZM134 5V6H133ZM137 5H138V7H137ZM140 5H141V7H140ZM193 5V6H192ZM202 6V7H205V6ZM211 5V4H210ZM213 5H211V7L210 8H212V6ZM257 5V6H256ZM125 6H124V8H125ZM128 6V7H127ZM159 6V5H158ZM180 6H179V8H180ZM223 6V5H222ZM249 7V8H251L250 10L251 11H255V16H256V18H255V16L253 15V13L249 10V8L247 9V11L249 10V12H245L244 11V8L243 7ZM89 9H88V8ZM115 7V8H114ZM121 7V8H120ZM146 7V8H145ZM191 7H195V10L193 11L192 9H191ZM198 7H199V5H198ZM205 7V8H206ZM214 7V6H213ZM229 7H225L224 6V8L223 9H225V10H231ZM240 7H241V9H240ZM91 8V9H90ZM118 8V9H117ZM139 8V9H138ZM148 8V9H147ZM150 8V9H149ZM178 7H177V9H179ZM183 8V7H182ZM181 8V9H182ZM188 8V7H187ZM186 8V9H187ZM217 8H218V6H217ZM112 9H115V11H111ZM128 9H130V8H128ZM133 9V8H132ZM151 9H153V10H151ZM201 9V8H200ZM219 9V8H218ZM221 9V8H220ZM105 10V11H104ZM117 10V11H116ZM157 10V9H156ZM190 10V11H189ZM233 10H236L235 8H233ZM240 10H241V12L242 13H246V15H245V18H243V15L241 14V12H240ZM89 11H90V13H89ZM99 11V12H98ZM101 11V12H100ZM120 11H121V13H120ZM145 11H147L148 13H150V14H147V12L146 13H144ZM153 11V13H151ZM181 11H183V10H180L179 12H181ZM103 12H104V14H103ZM107 12V13H106ZM110 12V13H109ZM187 11H186V13H188ZM240 12V13H239ZM263 12V13H262ZM103 15H102V14ZM109 13V14H108ZM157 13H158V11H157ZM248 13H251V16H247V14ZM100 14V15H99ZM144 14H146V15H144ZM261 14H262V16L264 15V10H262L261 11ZM261 14L259 13V15L261 16ZM65 15V16H64ZM156 16H154V17H152V18H155V19H152L151 21H150V19L149 20H147L148 22H149V25L150 24H152L151 26V30L149 31V33H150V35L151 36H149L148 37V35H149V33H148V31L146 32V36H144V38H142V41H143V44H142V41H141V43H140V45H137V47L135 48V50H137V51H140V49H142L140 52H137V51H134V52H137V58H135V59H138V53L140 54H142V51H143V54L145 55V53L146 52H150L151 54H154V53H156L155 55H154V57L156 56V58L158 57L157 56V53L158 52H152V51H150V49L151 50H155V48L153 47V45L155 46V45H157L158 47L160 46V44L164 41L163 40V38L165 39V40H167L166 38H171V37H169V34L168 33H170V32H172L173 31V33H172V35H174V33L176 34V32L175 31H177V29H176V25H174V23L175 22H177L178 20H176V21H172V22H170L169 23V21L167 20V19H165V18H163V17H159V16H157V14H155ZM62 17H64V19L62 18ZM68 19V21H64V20H67L66 18ZM78 17V18H77ZM119 17V16H118ZM151 17V16H150ZM257 17L259 18V19H257ZM69 18H70V20H69ZM97 17H95L94 19H96ZM157 18H159V19H157ZM250 18H251V20H250ZM253 18H255L254 20H253ZM63 19V20H62ZM243 19H245L244 21L246 22L247 21V25L246 24H244L245 22H243ZM256 19H257V22H256ZM116 20V19H115ZM157 20H159V21H157ZM162 20V21H161ZM96 21V20H95ZM147 21H145V23L147 22ZM157 21V22H156ZM251 21H252V23H251ZM85 22H87V24L85 23ZM160 22V23H159ZM166 22V23H165ZM167 22H168V24H167ZM85 23V24H84ZM155 23V24H154ZM178 23H179V21H178ZM181 23V22H180ZM94 24H95V22H94ZM167 24V25H166ZM177 24V23H176ZM63 25H65V24H63ZM154 25H156L155 26V28L156 29H158L157 30V33H158V35L159 36H157V34H156V29H154ZM158 25V26H157ZM166 25V26H165ZM178 25V24H177ZM181 25V24H180ZM252 25V26H251ZM85 26H87V29H86V27ZM95 26V25H94ZM163 26V27H162ZM168 26V27H167ZM175 26V27H174ZM240 26V27H239ZM244 26H246V27H244ZM254 26H258L257 28L258 29H256ZM261 26H263V28L261 27ZM92 27V26H91ZM97 27V31H101L100 30V25H98V26H95V28ZM124 27H125V29H127V30H125L124 29ZM160 27V28H159ZM166 27V28H165ZM180 27V26H179ZM178 27V32H179V30L182 28V25H181V28H179ZM243 27L245 28V30H243ZM250 27H252V28H250V29H252L254 32H256V34L254 33H252V35L248 32V31H252V30H248ZM254 27V28H253ZM169 28H170V32H169ZM172 28H173V30H172ZM77 29H78V31H77ZM99 29V30H98ZM152 29L153 30H155V32H153L152 31ZM254 29H256V30H254ZM260 29H263L262 31L260 30ZM83 30V31H82ZM94 29H93V27H92V31H93ZM96 30V29H95ZM94 30V32L96 33V31ZM114 30V29H113ZM112 29H111V31H113ZM122 30H124V31H122ZM167 30V31H166ZM239 30V31H238ZM260 30V31H259ZM111 31H108L109 33H112ZM128 28L126 27V26H122V27H120V31L119 30H114V32H115V35H128V34H131L132 32H131V30H129L128 32ZM258 31V32H257ZM127 32V33H126ZM151 32H153V33H151ZM166 32H168V33H166ZM234 32H241V34L239 33V34H237V35H235V34H233ZM247 32V33H246ZM261 32V33H260ZM160 33H161V35H162V37H160L161 35H160ZM225 32H216L215 33V35L216 34H218V35H216V37H215V35H213L214 36V38H213V36H212V38H213V40L211 39V37H210V39H211V41H219L217 44H224V42H220L221 40H219V39H217V36H220V34L222 35L223 34V36L225 35L224 34ZM261 34V37H262V41L260 40L261 39V37L259 38V34ZM114 34V33H113ZM153 34H155V36L153 35ZM168 35V37L166 36V35ZM212 34H214V33H212ZM251 36H250V35ZM81 35V36H80ZM247 35V36H246ZM249 35V36H248ZM253 35H256V36H253ZM257 35H258V37H257ZM175 36V35H174ZM222 36V37H223ZM238 36H239V39H238ZM154 37V38H153ZM160 37V38H159ZM173 37V36H172ZM225 37H223L224 39H225ZM151 38V39H150ZM152 38H153V40L154 41H160L159 43V45H158V43H156V42H154V43H156V44H152V42H153V40H152ZM220 38V37H219ZM259 38V39H258ZM148 39V40H147ZM156 39V40H155ZM160 39V40H159ZM210 39H206V41H208V42H210ZM231 39V40H230ZM238 39V40H237ZM227 40V42H229ZM171 41V40H170ZM103 42V43H102ZM147 42V43H146ZM239 42V43H238ZM241 42V43H240ZM67 43V44H68ZM86 43V42H85ZM107 43H109V42H107ZM144 43H146L147 44V46H148V44H150L149 45V47L147 48V46L145 47V45L146 44H144ZM164 43V42H163ZM206 43V42H205ZM253 43V44H252ZM84 44V45H83ZM111 44V43H110ZM115 44H117V43H115ZM225 44H227L226 43V41H225ZM242 47H240L239 45ZM249 44V45H248ZM111 45H114L113 43L111 44ZM141 45H144L143 46V48H142V46ZM206 45V44H205ZM228 45V44H227ZM226 45V46H227ZM252 45V46H251ZM109 46V45H108ZM115 46V45H114ZM117 47H118V45H116ZM139 46H141V47H139ZM162 46V45H161ZM256 46V47H255ZM71 47V48H70ZM90 47H92V48H94V50L95 49H97V50H95V51H93V49L92 50H90ZM206 47H207V49H206ZM245 47H246V49L248 50H246L245 49ZM249 47V48H248ZM253 47V48H252ZM106 48H107V46H106ZM110 49L111 48H113V47H109ZM116 48V47H115ZM145 48V49H144ZM228 48V47H227ZM255 48H257V50L255 49ZM258 48L259 49H261V50H258ZM114 49V48H113ZM117 49V48H116ZM115 49V50H116ZM122 49H124L123 47H122ZM139 49V50H138ZM156 49H157V47H156ZM204 49V50H203ZM222 49H223V56H225L226 55V50H225V47H222ZM118 51H119V48L117 49ZM116 50V51H117ZM199 50H201V52H200V56L199 57H203V56H205L206 57V55H204V52L206 53V51L208 52L210 49H209V47H208V45L207 46H203V47H198V48H195V50H194V52L195 51H199ZM156 51V50H155ZM159 51V50H158ZM182 51V50H181ZM204 51V52H203ZM255 53H254V52ZM100 52V53H99ZM109 52V51H108ZM112 52V51H111ZM110 52V53H111ZM185 52H187V51H185ZM189 52V51H188ZM187 52V53H188ZM194 52H192V54L194 53ZM109 53V54H110ZM121 54L120 55H123L124 53H122V52H120ZM183 53V52H182ZM198 53V52H197ZM211 53V52H210ZM229 53V52H228ZM236 53H237V56H236ZM249 53H251V54H249ZM79 54V55H78ZM96 54H100V56L99 57H97L96 56ZM134 53H132V55H133ZM181 54V53H180ZM199 54V53H198ZM207 54V53H206ZM212 54V53H211ZM247 54V55H246ZM93 55H94V57L96 56V58H93ZM105 55H106V53H105ZM111 55H112V53H111ZM113 55H117V54H113ZM119 55V56H120ZM135 55V54H134ZM133 55V56H134ZM150 55V54H149ZM187 55V54H186ZM189 55V54H188ZM195 55H196V53H195ZM208 55V54H207ZM210 55V54H209ZM241 55V56H240ZM246 57H245V56ZM132 56V57H133ZM141 56V55H140ZM139 56V57H140ZM147 56H148V53H147ZM180 56H182V55H180ZM192 56V55H191ZM215 56V55H214ZM249 56H250V58H249ZM107 57V56H106ZM135 57H136V55H135ZM143 57V56H142ZM152 57V56H151ZM148 57L149 58V60H150V62H152L153 60H151V59H153L154 57ZM186 57V56H185ZM194 57V56H193ZM198 57V58H199ZM204 57V58H205ZM208 57V56H207ZM206 57V58H207ZM209 57H211V56H209ZM256 57V58H255ZM141 58V57H140ZM139 58V59H140ZM151 58V59H150ZM156 58H155V60H156ZM160 58V57H159ZM159 58H157V59H159ZM171 58V60L172 61H174V60H177V59H175L173 56H171L170 57ZM184 58V57H183ZM188 58V57H187ZM189 58H191V57H189ZM206 58H205V60H206ZM249 58V59H248ZM253 58V59H252ZM142 59V58H141ZM192 59V58H191ZM213 59H214V57H213ZM212 58H209V61H211V63H216L215 62V60H213ZM229 59V60H230ZM240 59V60H239ZM242 59H244V60H250V61H247L248 63H244L245 61L244 60H242ZM154 60V61H155ZM189 60V59H188ZM198 60V59H197ZM201 60V59H200ZM254 60V62H251V61H253ZM256 60V61H255ZM262 60V64L260 63V61ZM92 61H94V63H92ZM178 61H179V58H178ZM202 61V60H201ZM240 61H243V62H240ZM169 62H171V61H169ZM182 62V65H184V62L183 61H181ZM188 62V61H187ZM186 62V63H187ZM192 62V61H191ZM190 62V63H191ZM204 62H206V61H204ZM231 62H233V61H231ZM231 62H229V63H231ZM198 63V62H197ZM197 63L195 64V65H197ZM207 63V62H206ZM213 63V64H214ZM167 64V65H166ZM171 64V63H170ZM188 64V63H187ZM203 64V63H202ZM227 64H228V60H227ZM52 65V66H51ZM92 65V66H91ZM98 65V66H97ZM186 65V64H185ZM192 65V64H191ZM207 65V64H206ZM205 65V66H206ZM210 65V64H209ZM255 65H257V66H255ZM262 65H263V67H262ZM48 66H49V68H48ZM150 66V65H149ZM152 66H154V65H152ZM170 66V65H169ZM181 66V65H180ZM202 66H204V64L202 65ZM212 66V65H211ZM250 66H247L248 68L250 67ZM257 67V69L255 68V70H253L252 71V67ZM94 67H96V68H94ZM172 67H174L173 69H172ZM179 67V66H178ZM194 67V66H193ZM207 67H209L208 65H207ZM246 67V69H248ZM262 67V68H261ZM48 68V69H47ZM65 68V69H64ZM94 68V69H93ZM106 68V69H105ZM113 68H115V69H118V72H115L114 71V69ZM145 68V69H144ZM187 68V67H186ZM205 68V67H204ZM213 68H215V65H214V67ZM212 68V69H213ZM98 69H100L101 71H103V72H100L101 74H102V76L105 74V79H106V75L108 74V76H109V78L108 79H104L103 77H101L102 78V80L100 81L99 79H97V78H99V75H100V73L98 72ZM109 70V72L110 73H112V74H109L107 71ZM149 69V70H148ZM188 69V68H187ZM186 69V70H187ZM193 69H192V71H193ZM200 69V70H199ZM56 70V69H55ZM68 71L67 72V74H68V76L69 75H71V77H68V78H66L65 77V75H66V72L65 71ZM99 70V71H100ZM104 70H105V73H104ZM141 72H140V71ZM185 70V69H184ZM206 70V71H205ZM209 71H210V74L214 71H212L211 69H208ZM117 71V70H116ZM122 71H123V73L124 74H122ZM127 71H129V72H127ZM173 71H175V73L173 72ZM187 71H190V70H187ZM202 71V72H201ZM121 72V73H120ZM132 72H130V73H132ZM140 72V73H139ZM196 72V73H195ZM201 72V73H200ZM119 73V74H118ZM129 73V74H130ZM166 73H168V74H166ZM182 73V74H181ZM189 73H191V75L189 76ZM113 74H114V76H113ZM115 74H118V76H116ZM141 74V75H140ZM193 74H196V76H194ZM131 75H133V74H131ZM165 75V76H164ZM173 75V77H171ZM179 75V76H178ZM186 75V76H185ZM209 75V74H208ZM250 75V76H249ZM46 76V77H45ZM139 76V77H138ZM152 76V77H151ZM164 76V77H163ZM177 76V77H176ZM192 76V77H191ZM194 76V77H193ZM60 77H62V78H64L65 77V79H64V81L66 80V79H68V81H69V83H70V85H69V83H68V85L69 86H73L72 88L71 87H67V86H65V85H67V80L65 81V82H63L62 80H60ZM128 77V76H127ZM190 77V78H189ZM195 77H197L196 79H195ZM208 77V76H207ZM213 77H215V78H213ZM248 77V78H247ZM251 77H252V79H251ZM263 77H264V75H263ZM154 78V79H153ZM161 78V79H160ZM170 78V79H169ZM241 78V77H240ZM47 79V80H46ZM95 79V80H94ZM111 79V80H110ZM112 79H114V83H115V87H112V85H113V81H112ZM118 79H119V81H118ZM122 79H123V84L124 83H127V85L125 84V86L124 85H121L122 83H118V82H121L122 81ZM125 79V80H124ZM136 81H135V80ZM143 79V80H142ZM155 79H157L156 80V82H155V84H154V82H153V80H155ZM169 79V80H168ZM172 79H175V81L176 80H178L182 85L180 86V83H178V81L177 82H175L174 83V80H172ZM203 79V78H202ZM213 79V80H212ZM237 79V80H236ZM40 80V83H42V81ZM100 81V82H102V83H100V84H102L103 86H101L100 84H98L97 83V81ZM109 80H110V82H109ZM121 80V81H120ZM142 80V83H140V81ZM168 80V81H167ZM172 80V81H171ZM194 80V81H193ZM250 81V84H249V81ZM253 80H255L256 81V83H257V80L259 81L260 80V84L259 85H257L256 83H255V81H253ZM48 81H49V83L50 82H56L57 83V85L59 84L60 86L62 85V87H67V88H63V89H70L69 90V93H67L66 91H62L63 89H62V87L61 88H59V89H57V86H56V83L54 82V84L55 85H53V83H48ZM75 81H77V83L75 82ZM108 83V85L106 84V82ZM145 81V82H144ZM163 82L164 83V86H165V88H166V90L167 91H165V88L163 89L162 87H163V84L161 83V82ZM169 81H170V83H169ZM191 81V82H190ZM195 81H197V83L195 82ZM205 81H203V82H205ZM208 81H210V82H208ZM216 81H218V82H216ZM73 82L75 83V84H73ZM134 82H136V83H134ZM137 82H139V83H137ZM146 82H148V84L146 83ZM151 82V83H150ZM157 82H159V83H161V85H159ZM193 82V83H192ZM213 82H215L216 84L217 83H220V88L215 84V83H213ZM225 82V81H224ZM234 82V83H233ZM33 83V84H32ZM65 83V84H64ZM112 84L111 86H110V84ZM174 83V84H173ZM177 83H178V86H177ZM212 83V84H211ZM47 84V85H46ZM143 84V85H142ZM153 84V85H152ZM158 86H157V85ZM248 84V85H247ZM253 84H254V86H253ZM37 85H39V87L41 86V87H43V88H41V90L40 89H38V90H40V91H38L37 90V88H38V86ZM79 85H81V86H79ZM134 85V86H133ZM140 85V86H139ZM145 85H147V87L145 86ZM188 85V86H187ZM190 85H192V86H194V87H192V86H190ZM208 85V86H207ZM219 85V84H218ZM33 86V87H32ZM45 86H47V87H45ZM54 86H56V87H54ZM76 86V87H75ZM114 86V85H113ZM129 86H131V87H129ZM190 86V87H189ZM260 86H261V88H260ZM112 87V88H111ZM117 87V88H116ZM122 87V88H121ZM136 87V88H135ZM139 87V88H138ZM155 87V88H154ZM197 87V88H198ZM239 87V88H238ZM256 87H259V88H256ZM48 90H47V89ZM111 88V89H110ZM134 88V89H133ZM150 88H151V90H150ZM159 88V89H158ZM167 88H169V89H167ZM224 88V87H223ZM227 88V87H226ZM225 88V89H226ZM252 88H254V89H252ZM42 89H43V91H42ZM73 91H72V90ZM115 91H114V90ZM131 89V90H130ZM149 89V90H148ZM158 89V90H157ZM162 89L164 90V91H162ZM184 89H186V90H184ZM194 89V90H193ZM198 89V90H199ZM205 89V90H204ZM229 89V88H228ZM235 89V90H234ZM252 89V90H251ZM256 89V90H255ZM111 90H113V92L111 93ZM117 90V91H116ZM118 90H120V91H118ZM176 91V93H175V98L173 97V95H174V92ZM190 92H189V91ZM213 90V89H212ZM254 90V91H253ZM259 90H260V94H259ZM262 90V91H261ZM46 91V93H44ZM49 91V92H48ZM101 91V92H100ZM134 91V92H133ZM151 91V92H150ZM156 91V92H155ZM162 91V92H161ZM169 91V92H168ZM187 91V92H186ZM206 91V92H207ZM219 91V90H218ZM219 91V92H220ZM224 91V90H223ZM233 91H232V93H233ZM257 93H256V92ZM100 94H99V93ZM141 92V93H140ZM147 92H150L151 94H149V93H147ZM164 92V93H163ZM188 92L190 93V96H189V94H188ZM193 92H194V94H193ZM214 92V91H213ZM216 92V91H215ZM241 92H246V93H243V95L242 94H239V93H241ZM250 92H251V95H249L250 94ZM254 92H255V95H257L258 96V94H259V96L258 97H256L255 95H254ZM262 92V93H261ZM33 93V94H34ZM48 93L50 94V98L52 99V95L53 96H55L54 94H56L57 93V95L58 96H56V99L58 100V104L59 103H61L62 102V104L63 103H66L67 102V104L66 105H68V106H70L69 108H70V112H72V113H70V112H68V114H67V112L65 113V108H66V111H67V109H69V108H67V106H65V108L64 109H62V104H59V105H61V107H60V109H59V111H58V109H56L58 106H53L54 105V103H57V100L56 99H46L45 97H48ZM51 93H53V94H51ZM71 93H73V94H71ZM81 93V94H80ZM142 94V96H143V94L144 95H146V97L145 96H143L144 98V101H143V99H141L142 100V102L140 101V100H137L138 98H139V94ZM201 93V92H200ZM208 93V92H207ZM210 93V92H209ZM222 93V92H221ZM28 94H30V93H28ZM27 94V95H28ZM39 94V95H38ZM59 94H60V96H59ZM77 94V95H76ZM166 94H168V95H166ZM199 94V93H198ZM204 94V93H203ZM219 94V93H218ZM217 94V95H218ZM223 95H225L224 94V92L222 93ZM237 94H234V95H237ZM65 95H70V97H71V95H72V97H71V99H72V101H68V100H70V99H68V98H70V97H68V96H66V97H68L67 99L68 100H64V99H62V98H64V97H62L61 98V96H65ZM98 95V96H97ZM129 95V96H128ZM149 95H150V97H149ZM247 95H249V96H247ZM263 95V96H262ZM74 96V97H73ZM100 96L102 97L101 99L103 100H105V101H107V104H108V102H109V104L110 105H107V106H104V108H102L103 107V105H104V103H103V105H100V103H101V100H100ZM103 96H104V98H103ZM125 96H126V98H125ZM134 96V97H133ZM151 96H153L152 98H151ZM156 96V97H155ZM165 96H167L166 98H165ZM177 96H179V97H177ZM197 96V95H196ZM202 96V95H201ZM205 96H207V95H205ZM204 96V97H205ZM138 97V98H137ZM159 98L160 97V100L162 101V102H164L165 104L164 105H162L163 103H160L159 105L157 104V99L156 98ZM200 97V96H199ZM204 97H203V103H204ZM217 97H219V95L217 96ZM223 96L222 95H220V98H222ZM246 99H244V98ZM260 97V98H259ZM28 98V97H27ZM37 98V99H36ZM54 98V97H53ZM58 98H61L60 99V101L61 102H59V99ZM106 98V99H105ZM108 98V99H107ZM125 98V99H124ZM135 99V101H133V100H131V99ZM142 98V97H141ZM149 100H148V99ZM172 98H174V101L172 102ZM188 98H192L191 100L189 99L188 100ZM198 98V97H197ZM206 98V97H205ZM208 98V97H207ZM206 98V99H207ZM242 100H241V99ZM251 98V99H250ZM46 99V101L44 102V100ZM66 99V98H65ZM73 99H75V101L73 100ZM152 99V100H151ZM155 99H156V101H155ZM176 99V100H175ZM178 99V100H177ZM183 99V100H182ZM249 99V100H248ZM254 99V100H253ZM37 100V101H36ZM38 100H39V102H38ZM48 100V101H47ZM122 100V101H121ZM127 100V101H126ZM146 100H148V101H146ZM169 100V101H168ZM171 100V101H170ZM197 100V99H196ZM209 100V99H208ZM229 100H230V102H229ZM245 100V101H244ZM251 100V101H250ZM253 100V101H252ZM258 102H257V101ZM33 101H35V102H33ZM40 101H42V103H40ZM50 101V106H49V104H48V102ZM56 101V102H55ZM140 101V102H139ZM154 101V102H153ZM160 101V102H161ZM198 101V100H197ZM200 101V100H199ZM206 102H207V100H205ZM247 101V102H246ZM261 101H262V104H261ZM69 102V103H68ZM72 102H76V103H72ZM104 102V101H103ZM139 102V103H138ZM171 102V103H170ZM178 103V105H177V103ZM187 102L189 103V107L187 106V108L185 107L186 105H187ZM205 102V105L207 104ZM212 102V103H211ZM246 102V103H245ZM252 102H253V104H252ZM255 102V103H254ZM39 103H40V105H39ZM77 103H79V104H77ZM106 103V102H105ZM154 103V104H153ZM173 103H176V104H174V106L175 107H173ZM194 103H195V101H194ZM200 103H201V101H200ZM217 103H218V105H217ZM256 103H257V105H256ZM36 104L37 105H39V106H42L43 108H41V109H39L38 110V108L37 109H35V107H37L36 106ZM102 104V103H101ZM202 104V103H201ZM200 104V105H201ZM219 104H221V106L219 107ZM260 104V105H259ZM46 105V106H45ZM57 105V104H56ZM65 104H63V106H64ZM76 107H75V106ZM153 105H154V107H153ZM183 105H184V107H183ZM198 105V104H197ZM205 105H203L202 104V107L203 106H205ZM245 107H244V106ZM249 105V106H248ZM38 106V107H39ZM132 106V107H131ZM146 106V107H145ZM161 106H165L164 108L163 107H161ZM181 106V107H180ZM196 106V105H195ZM194 106V107H195ZM208 105H206L205 107H207ZM210 106V105H209ZM252 106V107H251ZM254 106V107H253ZM48 107V108H47ZM54 107H56V108H54ZM73 107V108H72ZM118 107V108H117ZM170 109H169V108ZM193 107V108H194ZM199 107V106H198ZM245 109H244V108ZM249 107V108H248ZM46 108V109H45ZM75 108V109H74ZM77 108V109H76ZM79 108V109H78ZM147 108V109H146ZM162 110H161V109ZM180 108V109H179ZM211 108V107H210ZM215 108H214V106L211 108V109H214L215 110ZM218 108V109H217ZM241 108H243V109H241ZM71 109H72V111H71ZM110 109V110H109ZM116 109V110H115ZM165 109V110H164ZM166 109H169V111L167 112L166 111ZM177 109V110H176ZM191 109H192V107H191ZM195 109V108H194ZM205 109V108H204ZM221 109H223V108H220L219 110L221 111ZM225 109V108H224ZM33 110V111H32ZM36 110V111H35ZM39 112H38V111ZM46 110V111H45ZM49 110V111H48ZM55 110V112H53ZM79 111V112H77V111ZM103 110H104V112H103ZM113 111V113H114V115H109L110 114V112H112ZM138 110H141L140 112L138 111ZM157 110V111H156ZM175 110V111H174ZM197 110V109H196ZM207 110V109H206ZM210 110V109H209ZM214 110H211V111H214ZM216 110L214 111V112H216ZM242 110V111H241ZM89 111V112H88ZM102 111V112H101ZM115 111V112H114ZM154 111H155V113H154ZM164 111H165V113H164ZM194 112H195V110H193ZM192 111V112H193ZM35 112H38L39 113V117H40V119H42V118H44V119H42L43 121H44V123H42V125L41 124H39V120L40 119H38L39 117H36V121H35V116H37V114H35ZM42 112H43V114H42ZM76 112V113H75ZM82 112V113H81ZM125 112H126V114H125ZM191 112V113H192ZM233 112V111H232ZM235 112V111H234ZM257 112V113H256ZM31 113H33V115H32V118H31ZM73 113H75V114H73ZM79 113H81V114H79ZM85 113V114H84ZM89 113V114H88ZM112 113V114H113ZM119 113V114H118ZM123 115H122V114ZM167 113V114H166ZM247 113H249V114H247ZM252 113V114H251ZM255 113H256V115H255ZM258 113H260V114H258ZM49 114V115H48ZM86 114H88L87 116H86ZM98 115V117H101V118H95L96 116L95 115ZM100 114H102V115H100ZM133 114V115H132ZM188 114H190V112H188ZM251 114V115H250ZM254 114V115H253ZM263 114V115H262ZM46 115H48V116H46ZM71 115V116H70ZM75 115V116H74ZM105 115V116H104ZM117 115L119 116L118 118H117ZM121 115H122V119H120V117H121ZM165 115V116H164ZM27 116V117H26ZM45 116V117H44ZM52 116V117H51ZM84 116V117H83ZM94 116V117H93ZM112 118L113 116V118L112 119H114L115 118V121H111V118ZM126 116V117H125ZM129 116V117H128ZM134 116H136V117H134ZM138 116V117H137ZM254 116H255V118L256 119H254ZM54 117H57V118H59V119H61L60 121H59V119H57V118H54ZM133 117V118H132ZM92 118V119H91ZM117 118V119H116ZM131 118L132 119H135L134 121L135 122H133V120H132V122L130 121L131 120ZM24 121V122H21L22 120ZM38 119V120H37ZM48 119H51V120H48ZM58 120V122H55V120ZM96 119L98 120V121H96ZM100 119H101V121L102 122H100L101 123V127H102V131L99 129L100 127V125H98L99 124V121H100ZM107 119V120H106ZM110 119V120H109ZM128 119H129V121H128ZM138 119V120H137ZM262 119V120H261ZM32 120H33V122H34V124L32 123ZM42 120H40V121H42ZM47 120V121H46ZM56 120V121H57ZM78 120V121H77ZM93 122H92V121ZM95 120V121H94ZM123 120V121H122ZM150 120V121H149ZM260 120V121H259ZM45 121H46V124H45ZM52 121V122H51ZM63 121V122H62ZM88 121H89V124L91 125L90 127H92V128H87V124H88ZM91 121V122H90ZM111 121V122H110ZM118 123H117V122ZM259 121V122H258ZM262 121V122H261ZM49 122V123H48ZM95 122H97V123H95ZM122 122H124V125H127V126H125L124 127V125H122L123 123ZM127 122V123H126ZM14 123H16V124H14ZM18 123V124H17ZM31 123H32V125H31ZM40 126H38L37 124ZM56 123V124H55ZM57 123H60V124H58L59 126H57ZM86 123V124H85ZM93 123H95V126L93 127ZM126 123V124H125ZM262 123V124H261ZM44 124V125H43ZM89 124H88V127H89ZM107 124H109L108 125V129L110 130V133H111V135H110V133L108 132V134L106 133V134H104V127H103V125H107ZM22 125V124H21ZM67 125V124H66ZM37 126H38V128H37ZM86 126V127H85ZM111 126H114V128H112ZM119 126H120V128H119ZM254 126V127H255ZM21 127V126H20ZM20 127H19V129H20ZM29 127L30 128H33L32 130H34L35 128V130L33 131V132H31L32 130H29ZM59 127H60V130H59ZM61 127H62V129H61ZM76 128V130H75V128ZM96 127H98L97 129L98 130H100V132H98V130H95L96 129ZM109 127H111V128H109ZM9 128V129H10ZM43 128H45V129H43ZM64 128H66V126L64 127ZM85 128H86V130H85ZM171 128V127H170ZM38 129H40V130H38ZM43 129V130H42ZM48 129H49V131H48ZM93 129V130H92ZM107 129V127L105 128V130ZM27 130V131H26ZM45 130V131H44ZM114 130V131H113ZM261 130H263V131H261ZM10 131V130H9ZM25 131V132H24ZM47 131V132H46ZM52 131V132H51ZM3 133H4V131H2ZM22 132H24V134H25V136L23 135V138H21L20 139V137L17 135L18 133H19V135H21V134H23ZM28 132V133H27ZM46 132V133H45ZM93 132V133H92ZM107 132V131H106ZM8 133V134H7ZM6 134H1V132H0V134L2 135H0V139L2 140V142L4 143V144H9V142L10 143H13V145L12 146H14V140H13V137H11L10 136V134H11V132H7ZM27 133V134H26ZM40 133V134H39ZM86 133H88V134H86ZM95 133V135H94V137H92L93 136V134ZM84 136H83V135ZM98 134H103V135H107V136H109L108 138L107 137H103L102 139L100 138V139H98V138H96V136H98ZM113 134V135H112ZM119 134V135H118ZM138 134V135H137ZM27 135V136H26ZM28 135H30V136H28ZM54 135V136H53ZM101 135H99L98 137H102ZM121 135V136H120ZM252 135H254V134H252ZM3 136H6V137H3ZM7 136H8V139H6L7 138ZM34 137V139L32 140V138ZM44 136V137H43ZM78 136V138H76ZM135 136V137H134ZM137 136V137H136ZM60 137V138H59ZM65 137V138H64ZM92 137V138H91ZM112 137V138H111ZM141 139H143L141 136H139ZM253 137V136H252ZM88 138V139H87ZM90 138V139H89ZM121 138V139H120ZM254 138V137H253ZM252 138V139H253ZM263 138V139H262ZM5 141H4V140ZM60 139V140H59ZM68 139V140H69ZM117 139H119V145H118V142H117ZM140 139V141H142ZM250 139L249 140V142H247V144L249 145V144H251V143H254V145H256V142H253V141H255V139ZM1 140H0V145H2L1 144ZM21 140H22V142H21ZM107 141V143H106V141ZM109 140H111V142L109 141ZM258 140H259V138H258ZM257 140V141H258ZM65 141V142H66ZM87 141H89V142H87ZM124 141V142H123ZM129 141V142H128ZM139 141V140H138ZM24 142H25V144L26 145H24ZM28 142H29V144H28ZM31 142V143H30ZM50 142V141H49ZM48 142V143H49ZM77 142H85L84 144H82V143H80L79 145H83V147H80L79 149H78V144H76ZM71 143L73 144V146L71 145ZM89 145V146H86L87 144ZM44 144H45V146H44ZM52 144V143H51ZM74 144L76 145L75 147H74ZM86 144V145H85ZM96 144V145H95ZM106 144H108V145H106ZM109 144H110V146H109ZM115 144V145H114ZM81 145V146H82ZM84 145L86 146V147H84ZM95 145V147L93 148V146ZM113 145V146H112ZM3 146H5V147H3ZM2 147H0V149L2 150H5L6 149V147L8 148V147H10L11 146V144H9V146H7V145H3ZM123 146V145H122ZM121 146V148L123 149V147ZM249 146H253V144L252 145H249ZM90 149H88V148ZM114 147V148H113ZM133 147H137V146H135V145H133ZM77 148V149H76ZM118 148V147H117ZM117 148H115V149H117ZM127 148V147H126ZM131 148V147H130ZM42 149V150H41ZM92 149V150H91ZM82 150H85V151H81ZM93 150L92 151V153L94 152H98V150ZM102 150V151H103ZM87 151V152H86ZM111 151V152H110ZM114 151V152H113ZM84 152H86V153H84ZM107 152H109V153H107ZM124 152V151H123ZM73 153V152H72ZM76 153H73V154H75V155H77ZM111 153V154H110ZM44 154V155H43ZM87 154V155H86ZM115 154H120L119 156H116ZM75 155H73V156H75ZM85 155V156H84ZM91 155H93V157H94V155H96V154H91ZM102 156V158H101V156ZM110 155H112V156H110ZM104 156H107V158L106 157H104ZM235 156V155H234ZM1 157V156H0ZM85 158H87V157H85ZM100 158V159H99ZM129 158V157H128ZM1 159V158H0ZM122 159V160H121ZM130 159V158H129ZM234 159V157L231 159V160H229V161H232ZM45 161H47V160H45ZM115 161V162H114ZM133 161V160H132ZM97 162V161H96ZM114 162V163H113ZM121 162H125V164H121ZM97 163V164H98ZM134 163H136V162H131L130 163V165H135ZM115 164H114V166H115ZM110 165V166H109ZM128 165V166H127ZM110 167V168H109ZM102 168L104 169V170H102ZM91 169H93V167L91 168ZM106 169H108V170H106ZM117 169V170H116ZM127 169V170H126ZM128 171V172H126V171ZM98 172H100L99 170H97ZM107 171V172H106ZM116 173V174H114V173ZM238 196H241L240 194H238ZM237 197V196H236ZM242 197V196H241ZM241 197H240V199H241ZM243 198V197H242ZM239 199V200H240ZM242 200V199H241ZM240 200V201H241ZM238 204V203H237ZM261 206V208H263L264 206H263V204H261L260 205ZM260 206H259V208H260ZM260 208V210H262ZM263 211H264V209H263ZM257 213H258V215H259V217H257L258 215H257ZM257 213H256V219H258V218H260L261 216H262V214L260 215V211L258 210L257 211ZM263 213V212H262ZM255 217V216H254ZM262 218V217H261ZM260 218V219H261ZM252 219H254V218H252ZM255 219V220H256ZM262 219H264V218H262ZM261 219V220H262ZM251 220V219H250ZM255 220H253V221H255ZM244 221V222H243ZM242 222H243V225H241L242 223H239V222H236L237 224H231L232 226H234V227H230L227 231H225L223 234H222V232L221 231H219V228L216 226V227H210V228H204L205 229V233H203V235L201 234V235H199L198 236V242H199V244H200V242H201V250L199 251V253L198 252H193L191 255H189V256H183V257H177V258H174V261L175 262H177V264H186V263H188V264H206V263H208L207 261H206V255H207V253H206V251H205V249L203 250V246H205V244H206V242L208 241H206V239H205V237H212V235L213 234H215V233H219V234H221L222 236H221V240L223 241L222 243L223 244H221V243H219V245H218V250H217V252L215 253L216 254V256L214 257V259H212L211 261H210V263L211 264H263V263H261V262H259V261H261V260H264V223L262 222V221H264V220H262L261 222L262 223H259L258 224V222L255 224L252 220H251V222H248V224H246L247 223V220H243ZM249 221V220H248ZM246 222V223H245ZM256 222V221H255ZM260 222V221H259ZM249 223H250V225H249ZM263 224V225H262ZM245 225V226H244ZM247 225H249V226H247ZM259 225H260V227L261 228H259ZM262 225V226H261ZM215 226V225H214ZM221 226V225H220ZM219 226V227H220ZM215 228H217V229H215ZM243 228H245V229H243ZM251 228H253V229H251ZM207 229H209V230H207ZM213 229H215V230H213ZM237 229V230H236ZM240 229H241V231H240ZM250 229V230H249ZM219 231V232H218ZM204 232V231H203ZM238 232H239V234H238ZM242 232V233H241ZM241 233V234H240ZM257 233V234H256ZM204 235H206L205 237H203ZM226 235V236H225ZM233 235V236H232ZM237 235H239V238L237 237V239H236V236ZM262 235V236H261ZM235 236V237H234ZM241 236V237H240ZM259 236V237H258ZM232 237V238H231ZM139 238L140 237H137V241L139 240ZM142 239V242H141V240L140 241H138L137 243V245H151V247L150 246H148L149 248H156V245H154V243H152L154 246H152V244H148L146 241H144L143 240V238H141ZM205 239V240H204ZM230 239V240H229ZM235 239V240H234ZM258 239H259V242H258ZM221 240H220V242H221ZM233 241V242H232ZM141 242V244H139ZM144 242H146V243H144ZM224 242H225V244H224ZM228 242V243H227ZM236 242V243H235ZM240 242V243H239ZM244 242V243H243ZM144 243V244H143ZM245 243H247V244H245ZM156 244V243H155ZM221 244V245H220ZM223 245V246H222ZM224 246H226L225 248L226 249H224ZM143 247H145V246H143ZM147 247V248H148ZM243 249V250H242ZM205 251V252H204ZM230 252V253H227V252ZM235 251V252H234ZM202 253V254H201ZM218 253V254H217ZM139 259V260H138ZM178 259V260H177ZM144 262V263H146V264H153L154 262H151V261H147V259H143L142 257H138L137 258V263L138 264H143L142 262ZM172 261L173 260H171V262H169V260L166 262V263H163V262H165V261H163L162 263L161 262H155L154 264H175V262L173 261V263H172ZM180 261V262H179ZM182 261V262H181ZM183 261H186V262H183ZM226 261V262H225ZM263 262V261H262ZM127 263H129V264H133L132 262H127ZM126 263V264H127ZM136 262H135V264H137Z\"/></svg>", "mask_w": 264, "mask_h": 264}, {"label": "clouds", "instance_id": "obj_3", "mask_svg": "<svg viewBox=\"0 0 264 264\" xmlns=\"http://www.w3.org/2000/svg\"><path fill=\"white\" fill-rule=\"evenodd\" d=\"M212 193L206 192L202 195H197L193 200L194 205L198 208L211 211L216 210L222 213V224H221V232L222 234L227 231L230 227H234L230 224L231 215L234 214L235 205L239 201V197L235 198H224L221 201H218L215 205L212 203ZM232 211H229V210Z\"/></svg>", "mask_w": 264, "mask_h": 264}]
</instances>
